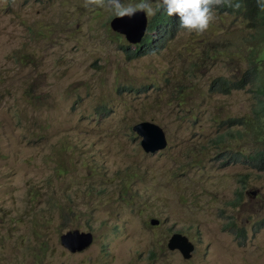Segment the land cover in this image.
I'll return each instance as SVG.
<instances>
[{
  "label": "rangeland",
  "instance_id": "1",
  "mask_svg": "<svg viewBox=\"0 0 264 264\" xmlns=\"http://www.w3.org/2000/svg\"><path fill=\"white\" fill-rule=\"evenodd\" d=\"M85 1L0 0V264H264V171L223 159L228 127L214 121L247 113L251 94L207 92L247 66L235 46L246 22L220 12L207 33L180 30L130 60L115 11ZM224 28L212 40L222 52L200 47ZM146 120L166 149L144 151L133 126ZM75 229L94 234L79 253L60 239ZM174 232L195 244L191 258L167 248Z\"/></svg>",
  "mask_w": 264,
  "mask_h": 264
},
{
  "label": "trees",
  "instance_id": "2",
  "mask_svg": "<svg viewBox=\"0 0 264 264\" xmlns=\"http://www.w3.org/2000/svg\"><path fill=\"white\" fill-rule=\"evenodd\" d=\"M139 2L140 0L133 5ZM237 4L239 7H235ZM160 10L163 11V8H160ZM227 10L234 17H240V20L243 18L242 21L246 22V28L250 29L249 33L240 37L235 44L237 46L243 42L241 50L244 52L245 58L242 61L247 66L237 64L234 68H228L227 70L232 77L217 76L209 84L207 92L210 95L227 97L238 90L247 89L251 94L252 103L249 111L244 115L242 114V116L224 118L222 115H217L214 117L218 129L224 126L228 127V131L218 134L216 146L219 148L229 146L231 149H237L245 143H251L253 144V151L248 155L244 154L243 159L238 158V152L241 153L240 150H237L236 157L230 154L232 150H228L224 154L223 159L245 161L251 166H258L259 170H264V10L259 6L258 0H234V4L227 6ZM176 36V32H173L172 36L167 37L164 41V46L174 41ZM150 41L152 40L147 37L140 44L122 47L126 51L127 58L132 60L140 55L151 53L149 50L152 52L156 51L155 43ZM210 45L216 47V53L222 52V49L217 46V42L216 45L214 43ZM189 65L190 70H186L184 73L193 75L196 72L195 70L198 71V63L191 62ZM175 93L182 94L184 103V87L181 84L175 85ZM191 109L195 111L197 108L192 106ZM96 110L99 115H104L108 112L105 105L98 106ZM233 143H237V147H232ZM242 197V192H239L232 204L241 203ZM58 205H62L63 210L66 207L63 204Z\"/></svg>",
  "mask_w": 264,
  "mask_h": 264
},
{
  "label": "clouds",
  "instance_id": "3",
  "mask_svg": "<svg viewBox=\"0 0 264 264\" xmlns=\"http://www.w3.org/2000/svg\"><path fill=\"white\" fill-rule=\"evenodd\" d=\"M85 2H86V6H90L93 8L94 7H101V8L107 7V8L113 9L115 11L114 16L119 17V18H124V17L131 18V17L135 16L138 12H144L146 14V17H147L146 30H145V33L143 34L141 40L136 42V43L129 41L123 33L115 31L112 28L111 21L115 17H113L111 19L110 26L114 32L124 35L126 40L128 42H130V44H133V46L136 44L142 43L145 38L149 37L155 43V47H156V51H154V52H152L151 50L148 49L149 52H151L149 54H152L155 52H160L163 48H165L167 45L164 46L163 43L167 37L172 36L173 32H176V35H178L180 30H184V32H188V33H197V34L207 33L208 30L210 29V27L212 26V23L215 19V15L219 14L220 12L230 13V11L227 10V6H231L232 4H234V0H140V2L136 3L135 5H124L122 3V0H86ZM258 3H259V6L261 7V9L264 10V0H258ZM155 4H156V6H155ZM235 7H239V5L237 4V5H235ZM160 8H163L164 12L162 10H160ZM159 12H160V14H158ZM235 18L238 20L237 21V23H238L240 21V17L235 16ZM235 25H231V26H235ZM227 28H224L220 34H218V31L216 29V36H214V37H212V36L202 37L203 42L200 45V47L206 48V44L208 42H210V44H212V42H213L212 40H216V41L223 40L224 36H225L224 33H225ZM152 41H150V42L152 43ZM161 44H162V46H161ZM149 54H146V55H149ZM146 55H140V57L146 56ZM206 62H208V61H206ZM146 121H148V120H146ZM151 122H153V121H151ZM134 126H133V130H134ZM135 132H137V131H135ZM165 133H166V131H165ZM137 134L139 135L138 132H137ZM166 138H167V135H166ZM141 140H142V137H141ZM167 145H168V141H167ZM232 147H237V143H236V145H234ZM166 148H167V146L163 149H160V150L154 152V153L146 152L145 150L144 151L146 153L155 154V153L162 151ZM228 150H236V154L238 152L237 150H240L241 153L238 152V158L243 159L244 154L248 155L253 151V144L245 143L243 146H241L237 149H231V147H229ZM236 154H235V157H236ZM236 162H241V163L247 164L248 166H250V168L253 167L254 169H256L258 171H264V170H259L258 166L257 167L251 166L250 164H248L245 161L239 160ZM240 192H242V191H240ZM249 193L256 194L257 191L252 190ZM242 194H243V192H242ZM237 196H238V194L235 196L234 201H235ZM243 197H244V194H243ZM243 197H242V200H243ZM234 201H232V202H234ZM234 206H236V205H234ZM153 219H156V218H153ZM152 220H151V223H152ZM156 220H158V219H156ZM159 223H160V220H159ZM261 226H262V223H260L259 227H261ZM176 233H180V232H176ZM176 233L174 232L171 235V237ZM180 234H182V233H180ZM184 236H186V235H184ZM186 237H188V236H186ZM170 238L168 239V242H167V248H169L170 250L180 251L179 249H176V248L172 249L169 246ZM188 239H189V237H188ZM93 243H94V241H93ZM194 251H195V249H194ZM194 251L192 252V255H193ZM76 253H79V252H76ZM180 253H181V251H180ZM182 256H183V254H182ZM183 258H185V257L183 256ZM185 259H189V258H185Z\"/></svg>",
  "mask_w": 264,
  "mask_h": 264
},
{
  "label": "water",
  "instance_id": "4",
  "mask_svg": "<svg viewBox=\"0 0 264 264\" xmlns=\"http://www.w3.org/2000/svg\"><path fill=\"white\" fill-rule=\"evenodd\" d=\"M115 31L123 33L126 38L136 43L141 40L147 26V17L144 12H138L135 16L128 18L115 17L111 21ZM134 130L142 137L141 145L146 152H156L167 146V138L164 129L151 121H143L134 126ZM152 223L157 225L159 220L153 219ZM61 244L72 253L81 252L92 246L94 234L91 231L79 229L69 230L61 235ZM169 246L179 249L185 258H190L195 245L183 234L176 233L170 238Z\"/></svg>",
  "mask_w": 264,
  "mask_h": 264
}]
</instances>
